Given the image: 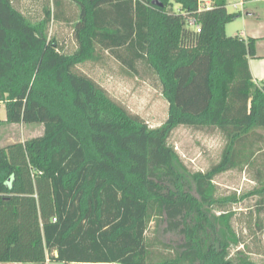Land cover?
Segmentation results:
<instances>
[{"label": "trees", "instance_id": "16d2710c", "mask_svg": "<svg viewBox=\"0 0 264 264\" xmlns=\"http://www.w3.org/2000/svg\"><path fill=\"white\" fill-rule=\"evenodd\" d=\"M38 1L33 20L0 0V127L44 126L0 147V263L259 264L239 249L233 206L257 198L264 213V83L249 65L256 41L227 35L228 0ZM61 19L73 23L75 50L50 35ZM105 53L155 72L169 104L161 126L78 71ZM179 127L219 134L220 160L192 172L170 144ZM228 172L256 187L220 195ZM155 217L183 239L169 255L147 236Z\"/></svg>", "mask_w": 264, "mask_h": 264}, {"label": "rangeland", "instance_id": "374dc122", "mask_svg": "<svg viewBox=\"0 0 264 264\" xmlns=\"http://www.w3.org/2000/svg\"><path fill=\"white\" fill-rule=\"evenodd\" d=\"M15 6L33 20L42 17V4L38 0H14ZM69 18L76 19L78 10L75 5L68 7ZM231 23L227 25L228 36L236 34L231 29ZM50 35L56 37L63 48H72L75 39L73 35V23H59L56 20L50 26ZM82 72L99 82L109 95L118 103L126 107L132 114L140 116L151 128L161 126L168 118L169 104L163 97L162 86L158 76L145 62H139L136 70H131L109 53L100 61L87 62L78 66ZM0 119H6L5 104L0 102ZM3 124L0 127V147H6L14 143H23L32 138L42 136L44 126L41 124ZM170 144L175 147L181 158L192 172L206 171L212 164L220 160L224 142L219 134H210L206 131L179 127L171 138ZM220 195L232 193L244 194L252 191L256 184L247 173L228 172L216 179ZM257 198H250L233 206L237 215L233 221L234 228L241 238V250L259 263L264 264V213L261 218L256 213ZM261 219L262 228L258 227V219ZM166 225L155 217L148 230V238L153 243L154 249L159 253L169 255L174 247L183 242L177 234L167 233ZM236 250H233L235 253ZM40 264V263H24ZM47 264H64L49 262Z\"/></svg>", "mask_w": 264, "mask_h": 264}, {"label": "crops", "instance_id": "0c3cea01", "mask_svg": "<svg viewBox=\"0 0 264 264\" xmlns=\"http://www.w3.org/2000/svg\"><path fill=\"white\" fill-rule=\"evenodd\" d=\"M202 2L204 7H210L212 5V0H202ZM227 10L229 13L236 15L231 24L232 30H234L233 25H235V36L246 40L254 39L256 41V55L250 58L249 65L254 81L257 84L264 83V0H228ZM56 21L65 23L66 20L61 19ZM71 47H66V49H76V46ZM1 120L4 121L6 119Z\"/></svg>", "mask_w": 264, "mask_h": 264}, {"label": "built area", "instance_id": "2783aa9c", "mask_svg": "<svg viewBox=\"0 0 264 264\" xmlns=\"http://www.w3.org/2000/svg\"><path fill=\"white\" fill-rule=\"evenodd\" d=\"M198 32H200V29L198 28Z\"/></svg>", "mask_w": 264, "mask_h": 264}, {"label": "water", "instance_id": "95a60500", "mask_svg": "<svg viewBox=\"0 0 264 264\" xmlns=\"http://www.w3.org/2000/svg\"><path fill=\"white\" fill-rule=\"evenodd\" d=\"M154 4H156V3H154ZM56 256H58V254L56 253Z\"/></svg>", "mask_w": 264, "mask_h": 264}]
</instances>
